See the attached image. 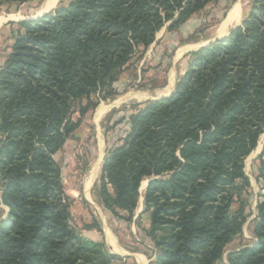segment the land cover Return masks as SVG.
Wrapping results in <instances>:
<instances>
[{
  "label": "trees",
  "instance_id": "16d2710c",
  "mask_svg": "<svg viewBox=\"0 0 264 264\" xmlns=\"http://www.w3.org/2000/svg\"><path fill=\"white\" fill-rule=\"evenodd\" d=\"M30 0H0L2 6ZM219 0H71L18 24L0 66V264H113L104 243L74 230L71 199L55 156L132 59L172 22V31ZM84 102H86L84 104ZM123 144L106 156L97 196L131 221L140 188L150 214L153 264H217L247 222L232 205L251 186L245 161L264 134V0L242 25L193 54L168 98L129 117ZM264 182V152L258 168ZM264 193V185L262 189ZM144 213V214H145ZM87 230L102 229L94 222ZM257 242L228 264H264V194Z\"/></svg>",
  "mask_w": 264,
  "mask_h": 264
},
{
  "label": "rangeland",
  "instance_id": "374dc122",
  "mask_svg": "<svg viewBox=\"0 0 264 264\" xmlns=\"http://www.w3.org/2000/svg\"><path fill=\"white\" fill-rule=\"evenodd\" d=\"M45 1L15 2L1 7L0 66L4 64L11 52L16 32L19 29L18 24L28 18H35V11L40 10ZM70 2L71 0H59L53 11L67 6ZM252 4L253 0H219L172 31L168 30L172 24L169 22L158 32L155 42L146 51L142 49L132 59L118 82L114 84L117 95L104 98L107 94L105 92L100 98L97 96L100 102L95 110H91L83 118L79 113L74 114L73 120L81 121L80 126L55 156V160L62 170V183L66 194L73 199V204L77 202L75 205L79 207L74 217L72 214L71 222L72 227L79 234H81L79 230H87L85 225L94 222L106 230H125L121 243L129 247L130 251L134 248L140 250L145 255L148 264L154 263L158 252L151 240L145 239L142 233L130 231L145 230L143 225L148 218L146 214L149 213L144 211V196L152 179L145 180L141 185L138 208L132 220L126 221L128 218L126 212H121L118 217H114L104 209L97 196L96 184L101 177L103 162L109 152L123 144L130 128L129 117L135 109L144 106L149 101L160 100L163 93H167L163 96L167 98L173 95L178 81L188 71L193 54L202 48L211 46L210 43L214 44L224 40L233 30L240 27L248 16ZM236 6H239L241 10V17L227 29L225 28L226 32L220 35L224 24ZM123 99L125 100L121 101ZM104 106L107 108L105 112L103 111ZM263 152L264 134L261 135L257 148L245 161V173L250 179L251 186L243 192L241 199L232 205L233 212L243 205L248 218L247 222L242 232L225 248L223 258L217 264H228V254L251 247L257 242L254 227L257 203L264 194L262 191L264 182L259 179L258 173ZM96 168H98V174L90 183L91 175ZM1 191L0 182V223L9 216V209L1 202ZM106 247L111 252L113 251L110 247ZM118 256L121 260L126 258Z\"/></svg>",
  "mask_w": 264,
  "mask_h": 264
},
{
  "label": "crops",
  "instance_id": "0c3cea01",
  "mask_svg": "<svg viewBox=\"0 0 264 264\" xmlns=\"http://www.w3.org/2000/svg\"><path fill=\"white\" fill-rule=\"evenodd\" d=\"M53 10L54 8L48 12L50 13ZM162 95L166 96L167 93L165 94L163 93ZM95 172H96V175H95ZM95 172L94 174L92 173L91 175L90 183H92V181L96 178L98 174V168L95 169ZM76 203L77 202H74L73 207H72L73 217L75 215L74 214L75 211L76 210L78 211V208H79L78 206L75 205ZM146 215H148V218H146V220L144 221V225H143L145 230H130V231L132 233H135L136 231L139 232V234L142 233L144 234L145 239H148V237L146 236V233L150 228V218H149L150 214H146ZM101 229H102L101 232H98L96 230H79V231L85 239L93 241V242H97V243H104L106 246H108V248L110 247L113 250L112 252L109 250L110 253L117 257V259L114 260L113 264H129L130 262H132V264H148L147 259L145 258V255L142 254L140 250L134 248L132 249L133 251H130L131 249L129 247H126L125 244L121 243V239L123 238L122 234H125L124 233L125 230H106L102 227ZM117 254L124 256L126 258L121 260V258Z\"/></svg>",
  "mask_w": 264,
  "mask_h": 264
},
{
  "label": "bare ground",
  "instance_id": "6f19581e",
  "mask_svg": "<svg viewBox=\"0 0 264 264\" xmlns=\"http://www.w3.org/2000/svg\"><path fill=\"white\" fill-rule=\"evenodd\" d=\"M58 1L59 0H46L45 2H44V5L41 7V9L39 10V11H37V13H36V11H35V14H34V16L36 17V16H41L42 14H44L45 12H48V11H50L51 9H53V8H55L56 6H57V4H58ZM34 12V11H33ZM16 16V15H15ZM241 17V10H240V8H239V6H236V8H234V10L231 12V14H230V17L228 18V20H227V22L224 24V26H223V30L221 31V33H220V35H222L224 32H226L225 30L228 28V26H230V25H232V23H235V22H237L238 20H239V18ZM9 18V17H8ZM12 18V17H11ZM17 19V18H16ZM15 19V20H16ZM21 20V19H20ZM3 23V22H2ZM1 25V24H0ZM226 28V29H225ZM218 34H219V32H218ZM226 34V33H225ZM174 74V73H173ZM162 97H163V95H162ZM134 98V97H133ZM137 98V97H136ZM128 99V98H127ZM126 99V100H127ZM140 99V98H139ZM125 99H123V100H121V101H124ZM119 103V102H118ZM121 103V102H120ZM101 110V109H100ZM107 110V108H105V106H104V108H103V111L105 112ZM109 110V109H108ZM104 112H103V114H104ZM100 113V112H99ZM101 116V115H100ZM94 174V173H93ZM95 175H96V172H95ZM94 175V176H95Z\"/></svg>",
  "mask_w": 264,
  "mask_h": 264
},
{
  "label": "water",
  "instance_id": "95a60500",
  "mask_svg": "<svg viewBox=\"0 0 264 264\" xmlns=\"http://www.w3.org/2000/svg\"><path fill=\"white\" fill-rule=\"evenodd\" d=\"M49 12H47V13H44V14H42L41 16H37V17H35V18H28V19H26L25 21H27V20H36V19H39V18H41V17H43L44 15H46V14H48ZM218 41V40H217ZM210 45H212V43H210ZM169 97V96H168ZM163 98H167V97H163ZM160 99H162V97L160 98ZM156 100H158V99H156Z\"/></svg>",
  "mask_w": 264,
  "mask_h": 264
}]
</instances>
